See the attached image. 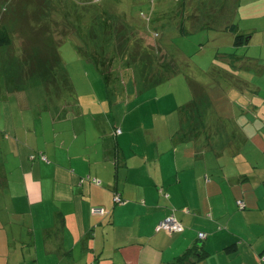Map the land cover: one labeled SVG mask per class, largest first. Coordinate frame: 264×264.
I'll use <instances>...</instances> for the list:
<instances>
[{"label":"crops","instance_id":"crops-1","mask_svg":"<svg viewBox=\"0 0 264 264\" xmlns=\"http://www.w3.org/2000/svg\"><path fill=\"white\" fill-rule=\"evenodd\" d=\"M194 9L198 20L188 26L198 41L197 53L211 43L218 47L206 73L230 69V59H215L226 48L221 53L237 55L234 71L262 75L247 82L242 91L250 94L243 100L244 118L239 124L249 130L242 131L245 128L228 117L224 127L214 124L209 138L194 139L188 136L190 119L181 116L177 106L172 112L152 114L149 119L155 127L142 134L128 123L139 113L125 115L117 124L105 99L91 102L101 106L95 115L103 118L96 124L99 134L87 139L81 136L87 122L80 118H72L71 127L60 130H51L43 122L38 134L23 121L4 128L0 154L4 151L9 160L0 156V264H174L195 244H202L207 253L197 264H264V116L260 115L264 111V0H186L184 17ZM121 11L123 19L141 22L146 30L164 27L165 53L175 60L165 64L166 69L176 68V62L187 63L189 53L180 48L186 43L179 47L172 43L173 36L181 42L189 39L178 34L175 10L165 16L170 18L167 23L162 19L151 23L143 14L142 19L133 18L129 10ZM232 23L238 33L248 36L246 45L238 49L232 46L233 36L222 30ZM206 24L210 28H204ZM190 66L201 71L200 65L191 62ZM236 75L229 77V88L244 83ZM61 101L54 109L49 106L52 122H65L61 117L66 114L78 117L81 107L69 113L67 102L61 110ZM109 101L112 106L116 99ZM48 103L24 95L16 105L47 110ZM76 104L81 106L79 101ZM203 104L213 123L220 119L206 93L196 110ZM115 129L121 134H115ZM242 144L249 146L243 155ZM258 157L263 158L261 163ZM115 195L124 204H115ZM91 209L106 214L93 215ZM172 211L184 231L172 236L156 232L158 221ZM199 233L205 238L199 240Z\"/></svg>","mask_w":264,"mask_h":264},{"label":"rangeland","instance_id":"rangeland-1","mask_svg":"<svg viewBox=\"0 0 264 264\" xmlns=\"http://www.w3.org/2000/svg\"><path fill=\"white\" fill-rule=\"evenodd\" d=\"M19 1L14 3L10 0H2L3 7L0 6V25H5L11 32V45L0 48V150L5 145L4 128L9 130V126L22 121L27 126L35 128L36 134H38L43 122L49 123L51 130H60L71 127L72 118H80L87 122V124L85 123V132H82L81 136L84 134V138L87 139L90 135L99 134L96 124L98 119L103 117L95 115L101 109L98 103H91L95 100L97 102L106 100V107L112 113L117 124L120 123L123 116L128 115L129 117L134 113H139V116L133 120L130 117L128 123L130 124L129 128L143 134L145 129L155 127L154 121L149 119L153 117L152 114L172 112L177 106L188 104L191 94L186 77L203 85L206 95L209 96V106H212L214 114L220 118L213 124L219 123L224 127L229 122L227 118L230 117L240 129L245 128L242 131L249 130L250 127L239 124L243 123L241 119L244 118L242 115L244 113L243 100L247 98V94H250L249 90L245 93L242 91L247 82L262 76L260 72L232 71L233 75L237 74L236 76L239 75L244 80V83L238 88H229L227 78L222 75L209 77L206 71L209 70L210 60L218 47H216L217 44L211 43L201 51L202 53L198 54L199 46L195 35H190L187 42H181L177 36H173L172 43L178 47L186 43L180 48L189 53L190 63L192 62L198 67L200 65L201 71L181 66L177 62L175 71L166 69L164 65L168 62L173 63L175 60L174 58L170 60L171 55H166L165 49H160L161 52L157 55L146 52L139 54L134 36L140 34L138 28H144V24L123 19L121 9L129 10L133 18H141V14H143L145 19L146 17L152 19L151 23L157 19H162V22L167 23L170 18L165 16L176 11V5L183 0L178 2L173 0ZM43 15L55 17V19H48L50 24L45 23L50 27L48 37L52 39H45L46 44L49 45L47 40L57 43V52L61 58V67H55L50 71L53 80L50 72H47L48 70L43 67L42 69L37 67L38 69L36 68L34 71V63L39 62L32 53L35 52L39 55V51H37L39 47L47 45L43 44L45 41H42L44 37L41 34L42 31L36 32L35 35L31 34V31L38 28ZM25 19L29 22L25 23ZM42 20L43 22L47 21V19ZM153 28L149 26L147 32L152 34ZM65 36L68 37L64 38ZM143 41L147 46L154 45L152 44L154 41L149 38L145 37ZM224 44H227V40H224ZM156 45L161 48V44ZM194 45H196V49L193 47ZM117 47H125L127 52L122 49L118 52L115 50ZM218 52H226V48L220 49ZM180 62L184 63L181 60ZM65 74L74 87L71 95L65 94L63 84L60 85V79L62 76L65 77ZM233 75L230 77H234ZM210 78L212 79L210 80ZM38 83H41L42 87ZM17 88L20 91L17 92ZM24 95L40 98L44 101V105L49 102L47 110L20 109L16 102L18 98L24 101ZM110 98L116 99L112 106ZM61 99L63 100L60 102L61 110L66 102L69 105L67 109L69 113L77 112L79 107L82 109L78 112V117H72L74 116L72 115L70 118V114L62 115L64 117L61 119L64 118L65 122L60 124L52 122L50 107L54 109L56 102ZM37 100L34 99V102ZM78 101L81 106L76 104ZM233 101L236 102V106ZM37 112L42 116V120ZM198 113H205L202 116L207 124H211L212 119L209 114H206L208 111L205 104L200 105ZM263 114L264 111L261 110L260 115L264 116ZM31 140L32 138L29 139L30 143ZM248 151L249 146L242 144L241 154L248 153ZM257 154H259L258 151ZM0 156L3 160L5 158L6 161L9 160V155L5 156L4 151ZM256 160L261 163L263 158L258 157Z\"/></svg>","mask_w":264,"mask_h":264},{"label":"trees","instance_id":"trees-1","mask_svg":"<svg viewBox=\"0 0 264 264\" xmlns=\"http://www.w3.org/2000/svg\"><path fill=\"white\" fill-rule=\"evenodd\" d=\"M11 1H13L14 3L17 2V1L20 2L19 0H10V2ZM178 1L179 0H177V2ZM179 4H181V6L177 7V5H178L177 4L176 5V11H175L176 16H177L176 19H178V21H177L178 34L180 36H185V37L189 38L190 35L192 36V34H193V33L190 34V31H192L193 29L192 30L190 29L192 26H188V25H190L188 23H194L195 21L198 20V12L194 9L193 12L190 15H187L186 17H184V8H185V5H186V0H183L182 2H179ZM0 6L3 7L2 0H0ZM142 16L143 15H141V17ZM50 18L51 19H55V17H52V16H46L45 17L43 15L42 18H41V24H39L37 26L38 27L37 29L35 28L34 30H32L31 34L35 35L36 32L40 33L42 31L41 34L44 36L42 41L43 40L45 41V39H47V38L51 39L50 37H48V35H49L48 31L50 30L49 29L50 27H49V25H45V23L46 24L49 23L48 19H50ZM42 19H47V21L43 22ZM26 21L29 22L28 20L25 19V23H27ZM153 24H152V26H153ZM205 27H209L210 28V25L206 24L204 26V28ZM29 28H32V27H29ZM46 29H47V32H45ZM143 29H144L143 27L142 28H138V31H139L141 36L140 35L134 36L135 39H136L135 45H138V49H139V54L140 55L144 54L145 52L146 53H150L151 55L152 54L157 55V54H159V52H161L160 49L161 50L162 49H166L165 45H164V41L162 39L163 35L161 33V31L164 30V27H163V29H160V30L156 29V27H154V29L152 30V33H153V31H155L157 33V34L155 33L154 35H151L150 33L147 32L146 29H144V30ZM222 30H224L226 32H229L233 36L232 46L234 48L238 49V48L246 45L248 36L238 33L236 31V27H235V25L233 23L226 25L225 27H223ZM66 37H68V36H65L64 38H66ZM145 37L151 39L152 41H154V43H152L154 45L147 46L145 44V42L143 41V39H145ZM64 38H61V39H64ZM47 42H48L49 45H47L46 41H45L43 44L44 45L46 44L47 46H41V47H39V50H37V51H39V55L37 53H35V52L32 53L34 57H37V61L39 62L37 64L34 63V67H35L34 71H35V69L37 67H39L40 69H42V67H43L44 69L48 70L47 72H50L55 67H59V68L61 67L60 66L61 65V62H60L61 58H60V56H59V54L57 52V47H56L57 43H55V42L53 43L50 40H47ZM126 44H127V40H126ZM156 44H161V46L159 45L161 48H159L158 45H156ZM10 45H11V32L9 31V29L5 25H0V48L9 47ZM162 45H163V48H162ZM200 45L205 47L204 43H201ZM121 49L125 50L127 52V48H125V47H121V48L117 47V49H115V50L119 52ZM236 56L237 55L233 54V53L225 54V53L217 52L216 55H215V59L217 61H221V62L225 61V59H230L229 64L231 66H229L230 69H228V68H226V69L220 68V69L223 70V72H220V73L218 71H213L211 73H208L209 77L210 76L213 77L214 75H215V77L219 76V75H222L223 77H226L227 80L229 81V77L232 75L231 72L235 70L234 66H235V63L237 62L236 60L238 59V58H236ZM43 57H44V59H43ZM170 58H171V56H170ZM186 58H187V63L185 62L184 66L191 68V66H190L191 63H190V60H189V56L186 57ZM170 60H172V59H170ZM172 70H174V69H172ZM172 70H170V71H172ZM49 74H50V76H52L51 72ZM61 78L62 79H60L61 80L60 85L62 86V84H63V88H65V92H66L65 94H69L70 91H72V85L69 82L67 74H65V77L62 76ZM52 79H53V77H52ZM186 80L188 82L189 89H190V92H191L192 96H191V100L188 102V104H186V105L184 104V105H182V106H180L178 108V112L181 114V116H183V115L186 116L187 115L186 117H188L190 119V129H189V132H188V136H192L194 139L195 138L198 139L199 136H204L207 139V138L210 137L211 130H212V128L215 125L213 124V121H211V124H207L205 118L203 116H201V114H198V110H196L197 109L196 108L197 104L200 103L202 98L205 97V90L198 82H195L192 79H188L187 77H186ZM67 92H69V93H67ZM196 113L198 115H196ZM196 119H198V120H196ZM118 130H119V133H118ZM115 134H117V135L121 134V130L120 129H115ZM115 197H118L120 199V202H116L114 200ZM113 202L115 204H124V200H122L119 195H115L113 197ZM105 214H106V212H103V214L99 215V216H104ZM171 215L174 218H176L174 213H173V211H172L168 215H166L163 219H161L160 221L164 220L165 218H167L168 216H171ZM160 221H158V223ZM158 223H157V225H158ZM157 225H156V227H157ZM156 227H155V231H156ZM183 231H184V229H183ZM156 232H164V231H156ZM182 232H180V233H182ZM166 234H168V233H166ZM177 234H179V233H171V234H168V235L172 236V235H177ZM229 250L232 251L233 249L231 248ZM206 255H207V253L203 249L202 244H195L190 249H187L182 255L177 257V259L174 261V264H197L196 262L198 260H202Z\"/></svg>","mask_w":264,"mask_h":264},{"label":"built area","instance_id":"built-area-1","mask_svg":"<svg viewBox=\"0 0 264 264\" xmlns=\"http://www.w3.org/2000/svg\"><path fill=\"white\" fill-rule=\"evenodd\" d=\"M119 133V130H118ZM264 184V183H263ZM116 202H120V199L118 197H115L114 199ZM240 209L243 208V203L241 201L237 202ZM102 209H92L91 214L93 215H102L103 214ZM156 231H164L165 233L171 234V233H180L183 231L182 225L177 221L176 218H174L172 215L168 216L164 220L160 221L156 227ZM199 240H202L205 238L204 233H199L198 235Z\"/></svg>","mask_w":264,"mask_h":264}]
</instances>
